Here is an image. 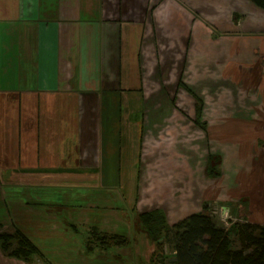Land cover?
<instances>
[{
  "label": "crops",
  "instance_id": "crops-1",
  "mask_svg": "<svg viewBox=\"0 0 264 264\" xmlns=\"http://www.w3.org/2000/svg\"><path fill=\"white\" fill-rule=\"evenodd\" d=\"M0 39L10 63L19 50L36 59L30 85H0V167L67 170L51 181L0 176V223L19 228L50 264H139L152 243L137 215L153 209L170 225L219 202L264 223V8L0 0ZM194 95L205 131L193 123ZM210 155L216 177L205 172ZM25 185L28 200L7 196V186ZM102 202L112 210L99 211ZM99 226L127 243L87 250Z\"/></svg>",
  "mask_w": 264,
  "mask_h": 264
},
{
  "label": "trees",
  "instance_id": "trees-1",
  "mask_svg": "<svg viewBox=\"0 0 264 264\" xmlns=\"http://www.w3.org/2000/svg\"><path fill=\"white\" fill-rule=\"evenodd\" d=\"M250 1L264 8V0ZM194 98L193 123L205 131V122L200 120L203 103L198 96L194 95ZM217 163L218 158L210 155L205 170L210 177L219 174L215 167ZM207 210L206 203H203L201 211L190 213L170 225L161 209L141 212L137 218L138 224L157 246L160 245L159 238L169 242L168 264H264V223L234 221L225 228L214 224ZM90 234L100 247L109 243L122 245L126 241L123 235L99 232L96 227L91 228ZM233 238L238 242L234 248ZM13 239L17 245L11 248ZM91 242L92 239H87V250L93 248ZM0 247L8 256L27 263L32 262L34 255L44 258L33 241L18 229L12 233L0 232Z\"/></svg>",
  "mask_w": 264,
  "mask_h": 264
},
{
  "label": "rangeland",
  "instance_id": "rangeland-1",
  "mask_svg": "<svg viewBox=\"0 0 264 264\" xmlns=\"http://www.w3.org/2000/svg\"><path fill=\"white\" fill-rule=\"evenodd\" d=\"M6 43L7 42L5 40L0 39V85L3 87H9V88H13L15 86L19 87V88H23V87H26V85H30L31 81L35 77V71L33 72V69H35L36 64H34V62H36V59L34 60V58H32V59L29 58L27 60L26 57L21 55V51L19 50V52H18L19 55L14 57L13 64L10 63L9 57L3 55ZM32 61H34V62H32ZM11 65H13V68L11 67ZM21 107L25 111L27 106L24 105ZM2 111H3V109H2V107H0V112H2ZM137 130H138V127H137ZM135 133L137 134V131L134 132V134ZM135 135L133 136L134 138L136 137ZM124 155H126V154H124ZM1 165L2 164H0V166ZM65 171H67V170H65V169L54 170V169H41V168H36V169L32 170V169L20 168V167L14 168V169H3L0 167V176H3V181L27 183L28 181H30L28 178H36V180L38 178H40L38 181H42L46 177L49 180L51 177H53L52 179H57L58 177L56 174L58 172L62 173ZM47 174H48V176H47ZM121 174L124 177L131 178L135 175V170H133L132 168L131 169H126V168L124 169L123 168ZM54 175H56V176H54ZM7 187H9V188H7V191H8L7 196L9 198L17 196L20 199L24 198V199L28 200V192H27L28 188H26V185L25 186H7ZM212 189L213 188L211 187L210 192L212 191ZM217 190L218 189H214L213 193H215V194L218 193L219 190L218 191ZM3 198L4 197H2V201H3ZM4 203L6 206L7 203L6 202H4ZM206 206H207V208H210V209L215 207L216 214H213V215L208 214V215L211 216L214 224H216V225L223 226L226 228L227 221L231 220V219L233 221H237V222H244V218L241 217L238 213H231V212L227 213L230 216V218H226L225 221H223L222 220L223 208L219 202L214 203V202L209 201L206 203ZM97 207L99 208V211L105 212V211L112 210L111 204L109 202L108 203L102 202ZM89 208H90V206H89ZM99 211L97 210V212H99ZM207 212H209V211L207 210ZM166 222H168V221H166ZM77 225H79V224H77ZM86 225H87L86 222L82 223V226L86 227ZM9 226H10V222L8 220H7V222L0 223V232L12 233L16 229L20 230L19 228H16L14 226H12V227H14V230H10V229H8ZM79 228H80V226H79ZM97 229L99 230V232H107V233L113 234L112 232L108 231V227L99 226V228H97ZM90 230L91 229H89V231H88L87 239L88 240L92 239L91 245H95L96 243L98 244L97 240H95L91 237ZM81 235L85 237L84 231H83V233H81ZM147 237H148V235H147ZM125 239H126L125 243H127L128 240H127V238H125ZM148 239L152 243V251L148 254L149 256L147 255L146 257L138 254L139 256L137 257V259H138L137 261H140L139 264H168L166 259L170 255L169 242H167L164 239L159 238L160 245L157 246V244L154 243L149 237H148ZM125 243H123L122 245H111L109 243V245H107L104 248H109V247H114V246H124ZM237 244H238V242L233 238V243H232L233 247L232 248L236 247ZM16 245H17V241H16V239H13L11 241V248L15 247ZM143 246L144 245L140 246V250L144 249ZM0 253H2L5 257L12 258L9 261L1 259L0 264H19L16 261L17 258L8 256L6 254V252L1 249V247H0ZM141 254H143V253H141ZM43 257H44V255H43ZM19 260L24 262V264H46V263H49V261H47L45 257L42 258L41 256H37V255L33 256L31 263H27L21 259H19Z\"/></svg>",
  "mask_w": 264,
  "mask_h": 264
},
{
  "label": "built area",
  "instance_id": "built-area-1",
  "mask_svg": "<svg viewBox=\"0 0 264 264\" xmlns=\"http://www.w3.org/2000/svg\"><path fill=\"white\" fill-rule=\"evenodd\" d=\"M261 66H262V72L264 73V60L262 61V63H261ZM208 209V214H216V211H215V207H213V208H207ZM226 218H230V216L228 215V214H226L224 211H223V214H222V220L223 221H225V219ZM232 222H234L232 219L231 220H228L227 221V226L230 224V223H232ZM226 226V227H227Z\"/></svg>",
  "mask_w": 264,
  "mask_h": 264
}]
</instances>
